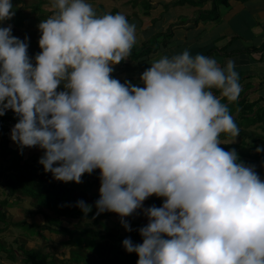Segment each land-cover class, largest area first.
Listing matches in <instances>:
<instances>
[{
	"label": "clouds",
	"instance_id": "9594fccd",
	"mask_svg": "<svg viewBox=\"0 0 264 264\" xmlns=\"http://www.w3.org/2000/svg\"><path fill=\"white\" fill-rule=\"evenodd\" d=\"M17 6L0 0V22ZM51 7L34 57L28 36L0 24V116L18 117L11 139L21 152L39 146L44 171L65 182L100 169L95 215L116 212L128 231L125 217L140 209L148 218L141 243L122 241L137 264H264V179L220 146L221 133L239 135L222 102L242 90L235 61L185 49L154 60L143 86L121 82L111 74L137 42L135 24L122 12L97 14L89 0ZM153 194L162 205L145 207Z\"/></svg>",
	"mask_w": 264,
	"mask_h": 264
},
{
	"label": "crops",
	"instance_id": "0c3cea01",
	"mask_svg": "<svg viewBox=\"0 0 264 264\" xmlns=\"http://www.w3.org/2000/svg\"><path fill=\"white\" fill-rule=\"evenodd\" d=\"M89 2L97 13L99 8L112 13L122 12L129 22L136 26L137 42L133 45L129 57L116 64L111 74L121 82L131 80L143 86L140 75L154 60L163 55L171 57L185 49L192 55L210 53L208 56L214 57L221 66H224L229 58L235 61V70L239 74L242 90L230 112L239 127V135L233 137L230 133H221L220 146L225 149L235 148L239 158L242 161L253 162L255 170L264 179V151H255L257 146H264V115L258 112V109H264V0H228L227 6L220 5L219 18L216 20L211 18L210 14L206 15L207 19L199 20V17L203 16L202 11H212V0L200 7L176 6V0H89ZM148 3L153 7L149 12L146 9ZM49 8L51 9L44 12L38 21L30 20L19 30H14L15 24L11 22L14 35L21 39L28 36L30 56L34 57L41 51L38 44L41 35L38 24L41 19L55 11L51 4ZM154 39L155 49L149 54H144L149 46L155 45L151 44ZM212 91L217 95L220 93L217 88H213ZM222 101L230 105L227 98H222ZM255 103L252 112H244L246 107ZM238 108L241 110L237 111ZM258 114L262 121L253 123ZM239 116L244 123L242 121L239 123ZM17 120L18 117L11 109L0 116V194L5 195L0 202L9 206L7 210L11 212L9 217L11 216L14 222L12 225L36 220L38 226L42 225L39 227L48 225L54 227L57 224L53 221L61 220L62 225L75 227L77 219L71 217L58 219L52 213L55 209L51 207L52 201H40L30 195L22 197L13 193L12 190L20 186L22 180L29 188L35 185L74 187L75 184L73 181L57 180L53 178L51 172L44 171L43 165L39 163V157L44 150L39 146H25L21 152L17 143L11 139V129ZM254 131H257L256 134ZM99 172L100 169L97 168L92 173H84L81 182L76 183L78 184L76 195L86 197V194L90 195L89 204L92 206H95V201L99 197ZM7 179L8 181L4 182ZM164 199L153 194L144 201V206L152 204L161 206ZM73 204L74 202H69V205ZM40 211L45 213L39 214ZM135 214L137 217L133 218ZM125 218L136 220L140 225L148 222V218L140 209ZM110 220L114 222L113 218Z\"/></svg>",
	"mask_w": 264,
	"mask_h": 264
},
{
	"label": "trees",
	"instance_id": "16d2710c",
	"mask_svg": "<svg viewBox=\"0 0 264 264\" xmlns=\"http://www.w3.org/2000/svg\"><path fill=\"white\" fill-rule=\"evenodd\" d=\"M29 0H12L14 5H18L16 7L15 15L8 21L15 24L14 30H19L20 28L24 27L26 23L30 20L38 21L40 19V16L43 15L44 11L42 9V5L47 3L45 1H40L38 3L34 4H28ZM209 0H180L178 3L176 2V6H197L200 7L201 5L205 4ZM213 9L210 12H201L203 13V16L199 17V20L201 19H207L206 15H211V18L218 19L219 18V7L220 5H228V0H212ZM20 5V6H19ZM146 9L149 12L151 9H153L152 4L148 3L146 5ZM22 14L21 17L18 15ZM18 16V18H17ZM197 20V21H199ZM21 23H20V22ZM182 23L184 21H181ZM173 29V28H172ZM169 34V33H167ZM157 40V38L155 37ZM154 39V42L148 47L147 50H145L147 54L151 53L153 49L156 47V40ZM147 45V44H146ZM210 53L207 54V56ZM241 104V103H240ZM239 104V105H240ZM254 105H251L249 107H246L244 109L245 111L252 112ZM259 113H263L264 115V109H258ZM254 114V113H253ZM258 118H255L253 120V123L257 121H262V117L260 114L257 116ZM249 119V118H248ZM224 137H227L226 135H223ZM246 164H253V162L249 161L246 162ZM22 184L15 189H13V193L18 196H32L36 200L42 201L43 199L40 198L38 193H41L42 196L45 197L46 200L52 201L54 204L51 206L55 209H53L55 216L57 218H66L71 217L75 218L77 220H81L82 218L86 217L89 220L93 221V225H101L104 227H107L106 223L102 221V219H111L113 218L114 222L118 227H122L121 218L118 213L112 212V211H104L101 212L99 215H95L96 213V207L92 206L91 212L87 213L85 215L82 210L76 205V189L78 184L77 182L73 181L74 187H66V186H40L35 185L34 187H27L25 181H21ZM43 200V201H46ZM74 202L73 205H69V202ZM89 203L88 201H86ZM66 205L64 206V204ZM55 205H58L59 207H55ZM6 207V208H5ZM8 205H6L4 202H0V224L4 225L7 224L9 217V213L7 210ZM42 208V206H41ZM74 209V210H73ZM39 213V212H38ZM57 214V215H56ZM126 219V218H125ZM128 220V219H127ZM130 221V224L132 227H139L143 226L140 225V223L136 220H128ZM115 225V226H116ZM16 228L22 227L24 228H34L37 231V234L41 237L48 238L47 234L56 235V236H63L64 239L60 243H62L63 246L69 247L70 252L72 254L71 261H83L84 264H137L138 260V254L136 252H128L123 244L122 241L125 237H131L134 242L141 243L143 238L139 233V230L135 229L130 232H127L124 236L119 234L118 232H113V230H110L107 235H100L99 231L93 230V229H78L77 226L75 227H69V225H57L58 229H53L51 226L48 227H41V231L38 230L40 227L37 224H31L29 221H24L19 225H13ZM2 229L0 228V233H2ZM105 240V241H104ZM88 249L89 251L92 250L93 253L92 257H86L82 254L83 251H86ZM0 251H3L5 253H8V259L16 263L17 261L22 262L23 264H56L54 261H46L47 256L42 260V258H36L37 255H33L31 253H27L24 255L23 258L20 259L15 253H12L10 248H6V245L3 244V242L0 239ZM42 253V252H40ZM48 255V254H47ZM50 256V255H48ZM3 257L0 256V261ZM1 264H4V262H1Z\"/></svg>",
	"mask_w": 264,
	"mask_h": 264
},
{
	"label": "rangeland",
	"instance_id": "374dc122",
	"mask_svg": "<svg viewBox=\"0 0 264 264\" xmlns=\"http://www.w3.org/2000/svg\"><path fill=\"white\" fill-rule=\"evenodd\" d=\"M40 1L47 2L45 5L43 4V6H42V9L45 10L44 12H47L48 9H51V8H49V5L52 3V0H29L28 4L38 3ZM176 1L178 3L180 0H176ZM97 11H98L97 14L107 13L106 10L101 9V8H99ZM18 16L21 17L22 14H19ZM18 16H17V18H18ZM45 18H47V17H45ZM9 23L11 24V22H9L8 20L0 22V24L5 25V26ZM222 102H224V101H222ZM229 104H230V105H228L229 110L230 109L232 110V108L235 105V101H231ZM236 110L239 111V110H241V108H238ZM239 118H240V119H238L239 123L241 124V121L244 123L242 117L239 116ZM256 132L257 131H254L255 134H256ZM248 139L250 140L251 137ZM7 181H8V179L5 180L4 182H7ZM38 195L40 196L41 199L46 200L45 197L42 196L41 193H38ZM86 195H87V197L85 195H79V196L77 195L76 201L79 199H83V200L88 201V202L91 201V199H90L91 196L88 194H86ZM4 197H5V195L0 194V200H2ZM54 203L51 202L52 205ZM55 207L57 208L59 206L55 205ZM44 213L45 212H42V211L39 212V214H44ZM132 217L135 218V217H137V215L135 214ZM102 221L106 223L107 227H104L101 225H93V221L87 219L86 217L82 218L81 220H76V224H77V227L79 230L80 229L81 230L82 229H93V230L99 231L100 235H105V236L107 235V233L110 230H113V232H118L119 234H121V236L122 235L124 236L128 232V230H126L124 226L118 227L115 223L113 224V222L109 219H102ZM13 223L14 222L12 221V219L9 218L8 223L6 225L0 224V228L3 231L2 233H0V239L3 242V244L6 245V248H10L11 252L15 253L18 257H20V259L23 258L25 254L31 253L33 255H37L36 258H42V260L47 256L46 261H51V262L54 261L56 264H84L83 261L76 262V261L70 260L72 258L70 248L63 246L62 243H60L62 241V239H64L63 236H61V235L56 236V235H51V234L45 233V235H47L48 238H44V237H41L40 235H38L36 232L37 230L34 228H29L26 226L22 229L20 227L16 228L15 226L12 225ZM31 223L36 224V220H32ZM53 223H55L57 225L60 224L62 226L63 222L61 220H58V221L54 220ZM39 226H42V225H39ZM48 227H50V225H48ZM52 228L58 229V227H56V226H54ZM40 229H41V227L38 230H40ZM132 230H133V228H132ZM40 252H42V253H40ZM90 252H92V250L89 251L88 249H86V251H83L82 254L85 255L86 257H92L93 253H90ZM7 254L8 253L0 251V256L3 257L2 260L0 261V264H1V262H4V264H23L20 261H17L16 263L11 262L8 259ZM47 254L50 256H48Z\"/></svg>",
	"mask_w": 264,
	"mask_h": 264
}]
</instances>
